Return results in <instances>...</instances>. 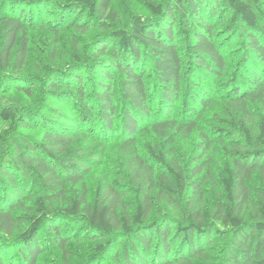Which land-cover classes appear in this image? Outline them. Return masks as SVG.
Here are the masks:
<instances>
[{"label":"trees","instance_id":"obj_1","mask_svg":"<svg viewBox=\"0 0 264 264\" xmlns=\"http://www.w3.org/2000/svg\"><path fill=\"white\" fill-rule=\"evenodd\" d=\"M15 1L0 0V75L23 76L36 29L54 53L67 30L98 33L45 71L46 107L0 80V264L68 258L77 238L98 242L99 264H200L215 247L213 264H264V0L149 2L127 27L114 0ZM225 11L243 36L232 76ZM18 83L34 97L36 81ZM218 106L220 127L204 128ZM195 133L187 164L176 143ZM218 145L229 162L209 207ZM106 162L91 199L86 179Z\"/></svg>","mask_w":264,"mask_h":264},{"label":"rangeland","instance_id":"obj_2","mask_svg":"<svg viewBox=\"0 0 264 264\" xmlns=\"http://www.w3.org/2000/svg\"><path fill=\"white\" fill-rule=\"evenodd\" d=\"M68 1V0H66ZM164 2L165 0H114L113 8L117 10L123 19L124 26H128L133 17L136 14L147 15L150 13L148 8V3H159ZM9 4L17 3L15 0H8ZM264 10V5H263ZM5 11V8H2V3H0V17L2 12ZM9 12V11H7ZM10 13V12H9ZM226 21L219 28L221 29L222 37L226 36L228 41V50H231L230 53V64L232 68L230 69V75L232 76L238 67H240L241 61L243 60V45H242V34L239 29V25L231 20V16L227 14ZM98 31L93 29L91 33L87 36L76 33L74 30H67L60 35V44L58 45L57 53H54L53 38L54 35L52 32L45 28H39L34 30L31 33L32 44L30 47V57L28 64L24 70L23 76L20 78H11L6 77L7 72L0 75V80L5 84L13 85L11 94L13 97H17L23 101V103L29 107H46L47 103H50V100H45L46 93L44 85L42 84V79L44 77L45 71L50 67L64 65L65 62H68L72 58V55L75 53L77 48V43H79L81 48H85L86 44L95 38ZM242 36V37H241ZM2 25L0 21V42L2 41ZM77 40V43L75 42ZM36 81L37 88L34 92V97L30 98L24 91L20 90L18 85L30 83ZM220 107H215L208 113V118L201 121V124L204 128H215L220 127V124H216L211 120V114L214 111H218ZM1 124V123H0ZM1 130V128H0ZM197 133L187 140H178L176 143L177 152L182 156L185 163L189 164L192 157L196 155L197 152ZM147 135H144L143 139H146ZM14 136L12 134L7 136V143L10 144ZM159 144V143H158ZM161 145V144H160ZM218 150L214 153V161L211 164L212 178L211 181L206 183L207 189V203L209 207H215L217 197H219L220 192L222 191L221 185L219 183V174L223 171L224 166L229 162V157L222 150V146L218 145ZM113 169L111 162H106L104 165L97 167L92 171L90 176L86 179V183L90 189V198L92 199L98 185L105 183L107 177L112 176ZM214 180V181H213ZM261 183L258 178L255 180V186H259ZM159 207L160 211H163L164 205ZM96 241H91L84 238H77L69 246L71 253L68 258L62 255V252L57 250L48 251L40 261V264H88L97 263L103 261V256L97 254L96 252ZM218 245V244H217ZM218 247H215L211 251V257L213 260L201 259L200 264H213L216 262L215 254L219 251Z\"/></svg>","mask_w":264,"mask_h":264}]
</instances>
